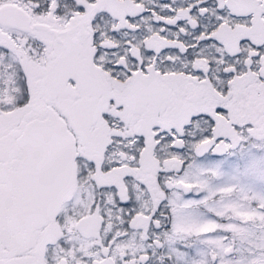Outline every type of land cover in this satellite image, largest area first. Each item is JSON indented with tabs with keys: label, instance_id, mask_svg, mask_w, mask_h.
<instances>
[{
	"label": "snow or ice",
	"instance_id": "1",
	"mask_svg": "<svg viewBox=\"0 0 264 264\" xmlns=\"http://www.w3.org/2000/svg\"><path fill=\"white\" fill-rule=\"evenodd\" d=\"M0 264H264V0H0Z\"/></svg>",
	"mask_w": 264,
	"mask_h": 264
}]
</instances>
